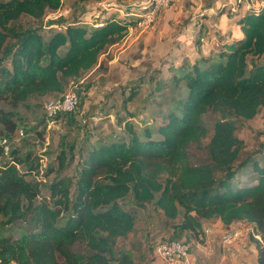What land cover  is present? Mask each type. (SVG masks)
<instances>
[{
  "label": "trees",
  "instance_id": "obj_1",
  "mask_svg": "<svg viewBox=\"0 0 264 264\" xmlns=\"http://www.w3.org/2000/svg\"><path fill=\"white\" fill-rule=\"evenodd\" d=\"M61 6L62 0H0V52L22 15L40 21ZM126 15L112 14L91 29L86 20L71 22L45 42L26 34L10 67H0V141L16 131L18 104L63 95L69 80L100 66L99 57L135 25ZM235 27L215 58L202 55L172 70L170 83L183 95L162 124L138 134L126 121L128 141L86 147L78 174L52 182L47 198L18 169L30 155L11 150L3 156L0 145V264H132L129 254L114 252L115 239L134 229V215L117 205L129 193L137 203L154 202L170 220L181 214V229L193 238L206 220H217L224 231L249 226L256 264H264V146L245 154L236 125L223 117L251 120L264 112V0ZM208 115L217 116L210 129ZM66 156H57L58 171ZM7 226L19 228L18 235ZM76 242L85 256L71 250Z\"/></svg>",
  "mask_w": 264,
  "mask_h": 264
},
{
  "label": "rangeland",
  "instance_id": "obj_2",
  "mask_svg": "<svg viewBox=\"0 0 264 264\" xmlns=\"http://www.w3.org/2000/svg\"><path fill=\"white\" fill-rule=\"evenodd\" d=\"M256 1L62 0L59 10L47 11L40 21L22 15L13 22L14 33L0 52V67H10L20 41L30 32L38 33L45 42L52 33L63 31L65 25L74 21L88 20L84 25L91 29L112 14L120 17L128 14L130 21L135 22L120 43L109 47L99 57L100 66L68 81L65 93L74 91L78 98L71 112L48 116L45 104L61 96L58 94L29 99L12 110L16 131L4 137L9 151L30 155V160L18 169L25 173L26 180L39 183L40 197L49 196L48 187L55 180L78 174L86 147L98 140L109 142L123 138L128 141L126 121L132 123L138 134L145 127L155 129L162 124L166 113L180 106L183 95L170 83L172 70L181 68L184 62L192 64L202 55L210 54L215 58L220 46L226 50L225 45L232 42L230 35L237 32V19L254 10ZM197 40L199 45L195 43ZM62 52L60 49L59 53ZM3 107L10 110L8 106ZM223 117L236 125L245 154L264 146L263 111L251 120L227 114ZM215 118L217 116L205 117L208 129ZM152 137L156 138V134ZM60 153H66L67 158L64 169L58 171ZM117 205L134 215L135 225L126 238L115 239L114 252L116 256L129 254L132 264H163L154 255V248L168 240L189 245L191 264H256L251 228L245 224L233 225L242 236L231 246L222 247L219 236L224 229L217 220L203 221L202 230L193 238L181 229V214L170 220L154 202L137 203L129 193L117 201ZM4 229L15 236L19 232L14 226ZM227 247L234 250L229 251ZM71 250L83 256L87 254L81 242H76ZM58 261L63 263L60 257Z\"/></svg>",
  "mask_w": 264,
  "mask_h": 264
},
{
  "label": "built area",
  "instance_id": "obj_3",
  "mask_svg": "<svg viewBox=\"0 0 264 264\" xmlns=\"http://www.w3.org/2000/svg\"><path fill=\"white\" fill-rule=\"evenodd\" d=\"M100 26V23L96 26L94 25V27ZM77 103L78 98L75 92L69 91L60 97L48 100L45 104V111L50 117L58 114H65L71 112ZM19 134L22 135V132L19 131ZM0 145L3 148V156H7L9 153L7 139H1ZM241 235L242 232L233 227L222 232L220 242L223 246H231L240 239ZM258 237V235H254V238ZM154 255L161 260L163 264H191L189 245L178 240H168L158 243L154 248Z\"/></svg>",
  "mask_w": 264,
  "mask_h": 264
},
{
  "label": "crops",
  "instance_id": "obj_4",
  "mask_svg": "<svg viewBox=\"0 0 264 264\" xmlns=\"http://www.w3.org/2000/svg\"><path fill=\"white\" fill-rule=\"evenodd\" d=\"M256 4H257V1H256ZM256 4H255V5H256ZM260 4H262V3H260ZM87 22H88V20H86L84 23L87 24ZM232 227H233V225L231 226V228H232ZM205 230H206V229H205ZM221 234H222V233H221ZM220 236H221V235H220ZM220 236H219V237H220ZM221 246L224 247L222 244H221ZM227 249H228L229 251L234 250V248L232 249L231 247H227Z\"/></svg>",
  "mask_w": 264,
  "mask_h": 264
}]
</instances>
